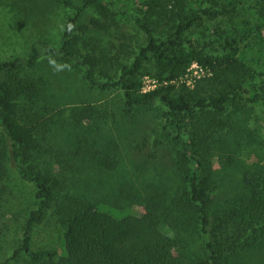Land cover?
Returning <instances> with one entry per match:
<instances>
[{
  "label": "rangeland",
  "instance_id": "1",
  "mask_svg": "<svg viewBox=\"0 0 264 264\" xmlns=\"http://www.w3.org/2000/svg\"><path fill=\"white\" fill-rule=\"evenodd\" d=\"M65 1L71 7L59 0H0V62L27 57L38 41L59 48L71 9L82 4V0ZM208 6L229 12L204 17L175 41L174 48L183 49L182 65L178 76L164 86H173L171 97L185 96L191 102L221 92L234 94L236 86L249 90L243 99L228 101L222 112L196 109L173 116L166 125L165 108L158 103L128 115L117 89L103 90L86 82L89 66L46 51L33 67L19 71L20 77L31 78L34 87L18 104L19 118L33 128L29 168L48 176L62 175L76 200L106 199L126 205L139 218H145L152 206L163 233L175 241L176 255L187 264H208L204 235L175 220L171 206L183 197L177 156L187 136L201 164L198 175L210 195L211 210L224 212L239 204L247 192L246 181L264 182V0H211L210 4L102 0L81 10L72 41L78 56L95 58L93 75L104 82L106 77L115 79L120 67L145 44L138 26L141 17L147 18L157 38L174 40L171 35L181 20ZM227 43L237 49L234 60L242 70L229 72L220 66L230 52ZM190 47L202 52L209 63L197 62ZM159 74L152 58L144 62L137 77L142 89H154ZM252 94L259 99L249 101ZM180 126L187 133L174 139L170 134ZM44 148L61 151L64 163H55ZM34 207L33 185L7 162L0 180V264H33L27 254L13 257V253L20 246L24 212ZM64 232L58 217L48 212L35 231L32 249L58 246ZM228 234L230 239L223 235L218 240L222 264H264V222L254 235Z\"/></svg>",
  "mask_w": 264,
  "mask_h": 264
},
{
  "label": "trees",
  "instance_id": "2",
  "mask_svg": "<svg viewBox=\"0 0 264 264\" xmlns=\"http://www.w3.org/2000/svg\"><path fill=\"white\" fill-rule=\"evenodd\" d=\"M59 1L66 7H71L65 0ZM101 2L102 0H82L81 7L71 9L63 26L59 48H50L46 43L38 41L30 46L27 57L16 56L5 64L0 62V180L5 175L6 163L11 162L18 176L33 185L35 202L34 208L24 212L20 246L14 251L13 257L19 253L27 254L33 264H187L176 255L175 241L163 233L161 219L152 206H149L145 218H139L131 215L126 205L110 203L106 199L76 200L69 193L62 175L48 176L28 166L33 150V128L19 118L18 104L22 97L27 98L33 93L34 87L31 78L20 77L19 71L22 67H33L43 51L89 66L85 70L86 82L103 90L117 89L128 115L133 114L137 108L161 104L165 108L162 116L165 125L173 116L196 109L211 108L222 112L228 101L241 100L244 95L250 94L249 90L236 86L234 94L221 92L207 99L200 97L191 102L185 96L171 97L173 86H164L178 76L182 65L183 49L180 45L178 49L174 48L177 45L175 41L204 17L229 12L213 11L210 6L200 9L198 14L185 16L171 35L174 40L157 38L147 18L141 17L138 26L145 37V44L138 48L130 63L120 67L115 79L106 77L104 82L96 80L92 71L95 58L78 56L72 41L81 10L98 6ZM205 2L210 4L211 0ZM228 48L230 52L222 58L220 66L229 72L242 70L243 67L234 60L237 49L231 44H228ZM189 53L195 55L197 62L209 63L202 52L190 47ZM149 58L159 68L160 74L157 86L144 91L137 77L143 63ZM164 74L168 76L164 78ZM247 99L255 102L259 95L252 94ZM181 132L187 133L185 126L177 127V132L170 135L178 139ZM188 137V142L177 156L184 188L183 197L171 203L174 207V219L194 226L204 235L206 263L222 264L223 251L219 248V238L227 235L230 239L229 231H233L232 235L246 232L254 235L264 222V182L259 179L253 184L246 181L247 192L239 204L224 212L211 210L210 195L198 175L197 168L201 164L191 152L192 140ZM43 150L55 163H64L61 151L53 148ZM50 211L64 225L65 232L58 246L35 251L32 249L33 236L44 224Z\"/></svg>",
  "mask_w": 264,
  "mask_h": 264
}]
</instances>
